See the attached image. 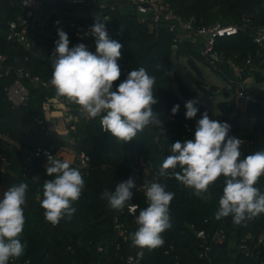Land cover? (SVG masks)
<instances>
[{"label": "trees", "instance_id": "16d2710c", "mask_svg": "<svg viewBox=\"0 0 264 264\" xmlns=\"http://www.w3.org/2000/svg\"><path fill=\"white\" fill-rule=\"evenodd\" d=\"M22 1L0 0V28L7 29L8 22L24 15ZM44 2L48 8L59 13L87 14V19L78 20L82 26H92L97 19L107 24L106 29L112 34L110 39L122 45L118 60L122 65L121 75L114 82V87L126 79L130 71L145 68L155 77L154 95L157 103L153 111L159 115L164 128L162 132L158 128H146L132 141L119 144L102 131L97 119H84L77 112V106L68 104L63 118L67 133L56 135L47 129L46 123L43 126L38 124L39 121L45 122L47 115L59 105L54 90L51 87L45 89L28 85V104L14 107L7 100L5 83L0 79V154L5 160L0 165V195L19 183L28 185L24 205L25 224L20 236L26 247L18 260L28 261V264H119L111 246V218L115 210L109 207L107 200L101 199V194L105 190L113 192L117 184L132 178L129 165L136 157L154 177L160 164L171 154V144L193 138L196 123L203 113L215 119L205 105L197 100V93L175 71L174 59L186 58L195 65L194 60L202 61V58L195 45L183 40L172 55L173 34L164 26L150 30L146 25H139L130 5L117 4L114 11H101L95 4L82 7L71 4L70 0ZM169 2L177 14L183 18L194 17L200 26L213 24L217 20L223 24H241L243 17L249 18V29L220 39L217 49L226 51L228 55H237L238 63L250 55L257 69L254 73L256 83L264 81L260 74L264 70V63L260 64L261 55H255L257 47L252 41L251 32L264 27V7H261L264 0ZM105 17H108L107 21ZM82 44L88 51L95 53V37L86 38ZM0 53L6 55L7 65L38 76L47 83L51 79L53 62L39 58L37 48L27 51L22 45L0 37ZM189 100L198 101L195 105L198 112L191 120L185 118V104ZM175 105H179V109L172 115ZM217 108L221 112L222 122L230 125L228 135L243 141L241 159L255 151L264 150V111L260 106L250 105L245 112L240 113L235 111L233 102L223 101L217 104ZM232 115L233 118H230ZM166 116L173 117L174 122H168ZM183 124L189 125L190 133L183 129ZM51 146L57 150L70 148L74 153L84 152L90 158L86 176L83 177L85 187L80 199L73 204L76 211L71 219L64 218L56 226L45 221L40 207L43 184L52 179L46 175L47 161L33 158L24 165L27 154L37 148ZM70 165L75 167L72 163ZM159 182L166 186L167 191L174 193L169 209L171 227L162 234V247L151 251L143 249L142 264H206L197 259L199 241L189 230L190 225L204 229L208 234L224 230L229 239L234 240L247 234L255 240L264 234V214L249 221L245 228L234 225L231 216L215 219L224 187L223 177L212 184L202 198L174 178L161 179ZM255 186L264 192V176ZM134 199L140 210L147 206L145 196L136 195ZM98 245H102L106 252L97 253ZM120 253L124 257L127 250L123 249ZM230 255H234V258ZM211 257L215 264H259L227 245L213 246Z\"/></svg>", "mask_w": 264, "mask_h": 264}, {"label": "clouds", "instance_id": "9594fccd", "mask_svg": "<svg viewBox=\"0 0 264 264\" xmlns=\"http://www.w3.org/2000/svg\"><path fill=\"white\" fill-rule=\"evenodd\" d=\"M57 35L52 54L53 72L48 81L57 100L77 106L88 119L100 117L102 131L119 144L132 141L149 127L162 132V122L153 111L157 103L154 76L141 67L130 71L114 87L121 75L117 61L122 45L109 38L105 22L94 20L90 28V35L95 37V53L83 44L70 49L67 33L58 30ZM197 103V100L186 102V119L196 116ZM178 109L179 105H175L172 115ZM229 131V124L210 119L205 112L196 123L192 139L171 144V154L160 164L153 181H144L141 187L147 206L136 217L137 229L130 235L132 247L151 251L164 244L162 234L171 227L169 209L174 193L166 190L159 182L161 179L174 178L202 198L223 177L215 219L231 216L232 223L238 226L264 214V192L255 186L264 176V150L241 159L242 142L229 136ZM45 167L46 175L52 179L43 184L40 207L45 221L56 226L62 219L72 218L76 211L73 204L80 199L85 182L80 169L67 161L48 155ZM135 187L134 180L129 178L117 184L113 192L105 190L101 199L107 200L116 211L126 205L136 208L138 205L129 203ZM27 189L26 183H19L0 195V264H10L24 254L26 245L20 236L25 224Z\"/></svg>", "mask_w": 264, "mask_h": 264}, {"label": "built area", "instance_id": "2783aa9c", "mask_svg": "<svg viewBox=\"0 0 264 264\" xmlns=\"http://www.w3.org/2000/svg\"><path fill=\"white\" fill-rule=\"evenodd\" d=\"M70 2L73 5H80L82 7H90L92 4H95L101 11H114L117 4L123 3V5H130L133 12L136 13V22L139 25H146L150 30H158L164 26L169 33L173 34L171 46L172 55L176 53L178 43L182 40L196 46L200 57L209 68L222 75L230 83L231 89L230 92H228L229 94L226 101L233 102L235 111L243 113L250 105L260 106L264 111V89H252L250 87H253L255 84L252 86L248 82L250 79L255 80L254 73L257 69L253 66V58L249 55L244 61L238 63L237 55H228L226 51L217 49V42L220 39L235 36L239 32L249 29V18L243 17L241 24H223L217 20L213 24L200 26L197 24L194 17L183 18L177 14L170 5L169 0H70ZM21 6L24 15L19 17L16 21L7 23L8 35L5 39L6 41L22 45L27 51H32L35 49L33 44L35 43L34 38H36V36L29 39L28 33L29 31H33L34 33L36 28L39 27L40 22L47 24V18H45L41 12L46 4L44 0H23ZM105 20L107 21L108 17H105ZM70 28H74V25L70 24ZM90 28L91 26L76 27V38L84 40L88 37H92V35H90ZM251 32L252 41L257 47L255 55L256 57L262 56V61L260 62V64H262L264 63V27L255 28L251 30ZM35 35H38V33L35 32ZM108 35L109 38L112 37L110 32H108ZM6 61V55L0 53V79L5 83V96L14 107H24L28 104V85L40 86L45 89L50 88L48 83L44 82L38 76H32L29 72L23 71L20 68L7 65ZM193 91L199 93L195 88ZM231 94H233L232 97L229 96ZM58 102L59 105L55 111L59 109L67 110V103L63 102L62 99L58 100ZM77 112L80 114L78 108ZM49 114L45 122L39 121L38 124L43 126L46 123L47 129L50 131L53 130L50 127H55V125L48 121ZM82 117L89 120L85 116ZM95 119H97L100 124V117ZM158 119L161 121L159 115ZM166 120L171 123L174 122V118L171 116H166ZM182 127L187 133L191 132L188 124H183ZM162 128H164L163 125ZM64 134L65 133H62V135ZM241 142L243 143V141ZM61 150L63 149L57 150L54 146L49 148H37L35 151L26 155L24 165L28 164L33 158H40L47 161L48 155L61 160L59 156ZM82 153L84 155H82ZM2 163L4 164L5 160L0 154V165ZM89 163L90 158L86 153L79 152L74 154V161L72 164L80 169L83 177L86 176ZM129 169L131 177L134 179L136 185V187L132 189L133 195L129 203L138 205V207L133 208L126 205L123 210L114 211L111 218V246L119 264H142L144 255L143 250L132 247L130 240L131 233L137 229L135 221L140 211V206L135 201L134 196H144V191L141 187L144 181L152 182L153 177L147 167L141 166L137 157L134 159V162L129 165ZM248 222L249 221L241 224V227H247ZM189 230L199 241L197 259L204 261L206 264H215L211 257L212 248L213 246L221 245L234 248L243 254L245 258H251L256 260L259 264H264V234L260 235L255 240H252L249 234L242 235L234 240L229 239L228 234L224 230H215L208 234L204 229H197L194 225H190ZM123 249L127 250L124 257H122L120 253ZM96 252L102 254L105 253L106 250L102 245H98ZM230 256L232 259L234 258V255ZM10 262L13 264H28V261L23 262L18 259Z\"/></svg>", "mask_w": 264, "mask_h": 264}, {"label": "rangeland", "instance_id": "374dc122", "mask_svg": "<svg viewBox=\"0 0 264 264\" xmlns=\"http://www.w3.org/2000/svg\"><path fill=\"white\" fill-rule=\"evenodd\" d=\"M42 14L46 19L47 24L44 22L41 23L38 28L34 31H29L28 38H34L33 47L37 48V55L39 58L47 61L53 62L52 54L55 48V41L58 40L57 32L58 30H63L67 33L68 40H69V48H73L78 44H82L85 40H80L76 38L75 31L76 27L82 25L78 24V20H85L88 18L87 14L82 13H59L55 10L44 6L42 9ZM70 24L74 25V28H70ZM107 25V24H106ZM35 32L38 35H35ZM107 32H109L107 30ZM8 35V30L0 28V37L5 38ZM33 51V50H32ZM186 58L175 60V71L179 74L181 79L191 88L194 90L197 89L199 93H197V100L202 102L205 105L206 109L210 112V114L218 121L222 122V115L221 112L217 108V104L223 102L225 99L223 97L225 92H230L231 85L230 83L220 74L212 71L209 66L202 60H194L195 66L199 69L201 73V77H198L186 64ZM120 65L121 71V63L117 61ZM261 76L264 77V70L261 71ZM210 86L218 87V90L215 92H210ZM252 89L261 90L264 89V81L256 83ZM230 97L233 94L229 95ZM61 108V107H58ZM65 109H59L57 111L52 112L48 116V121L54 126H51L53 132L56 135H62V133H67L65 124L62 117L66 115ZM233 118V115L230 117ZM59 121V122H57ZM63 121V123H62ZM69 152L73 155L75 154L71 151L70 148L61 150L59 156L61 157V161H71L72 157L68 156ZM70 154V155H71Z\"/></svg>", "mask_w": 264, "mask_h": 264}, {"label": "water", "instance_id": "95a60500", "mask_svg": "<svg viewBox=\"0 0 264 264\" xmlns=\"http://www.w3.org/2000/svg\"><path fill=\"white\" fill-rule=\"evenodd\" d=\"M186 64L188 65V67L198 76V77H201V73L199 71V69L190 61V60H186ZM249 84L250 85H254L255 84V81L254 79H250L249 81ZM218 90V87H215V86H210L209 88V91L212 93V92H215ZM224 98H227L228 97V93L225 92L224 95H223Z\"/></svg>", "mask_w": 264, "mask_h": 264}, {"label": "crops", "instance_id": "0c3cea01", "mask_svg": "<svg viewBox=\"0 0 264 264\" xmlns=\"http://www.w3.org/2000/svg\"><path fill=\"white\" fill-rule=\"evenodd\" d=\"M62 118H64V117H62ZM57 122H59V121H57ZM64 149H67V148H63V150H64ZM71 151H72V150H71ZM70 154H71V153L69 152L68 156H71L72 159H71L70 162H69V161H68V162L71 164V163H73V161H74V155H73V153H72L71 155H70Z\"/></svg>", "mask_w": 264, "mask_h": 264}]
</instances>
